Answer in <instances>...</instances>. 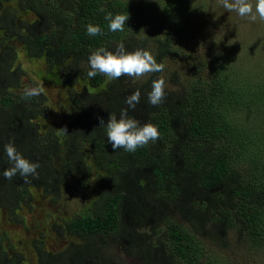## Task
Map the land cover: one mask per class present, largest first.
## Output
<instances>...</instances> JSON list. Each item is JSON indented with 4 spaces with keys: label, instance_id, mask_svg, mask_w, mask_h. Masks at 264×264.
I'll list each match as a JSON object with an SVG mask.
<instances>
[{
    "label": "trees",
    "instance_id": "1",
    "mask_svg": "<svg viewBox=\"0 0 264 264\" xmlns=\"http://www.w3.org/2000/svg\"><path fill=\"white\" fill-rule=\"evenodd\" d=\"M108 12L129 14L123 32L109 30ZM197 15L186 0H0V264H117L126 256L220 264L231 233L237 244L264 248V71L216 56L213 66L191 68L184 84L174 73L176 88H165L159 106L148 100ZM89 24L104 34L88 35ZM121 42L128 52L149 50L164 70L89 78L90 54L115 52ZM25 61L40 66L35 77ZM37 79L43 93L25 99ZM137 90L131 109L125 101ZM122 109L156 125L160 138L135 152L114 150L100 118L107 123ZM9 142L40 164L38 177H3L12 166ZM38 191L54 204L72 191L96 193L82 213L54 220L58 235L71 240L61 251L48 249L45 238L32 240L31 252L17 250L3 231L27 227L24 213H32Z\"/></svg>",
    "mask_w": 264,
    "mask_h": 264
},
{
    "label": "rangeland",
    "instance_id": "2",
    "mask_svg": "<svg viewBox=\"0 0 264 264\" xmlns=\"http://www.w3.org/2000/svg\"><path fill=\"white\" fill-rule=\"evenodd\" d=\"M138 1V0H137ZM189 6L195 7L197 17L187 36L178 38L175 49L178 53L166 63L164 80L166 87L176 88L171 77L174 73L180 76V82L186 83L191 78V68L196 69L200 63L213 66L214 57L221 56L233 62L242 70L247 68L261 73L264 71V21L257 19L250 22L241 18L236 12H229L222 6H217L216 0H186ZM255 3V0H253ZM147 32V27H144ZM212 61V62H211ZM24 67L35 77L34 70L40 69L39 65L25 61ZM209 71V67L206 68ZM37 83L41 82L37 79ZM44 85L47 83L43 81ZM54 121L59 119L54 117ZM96 194L94 191L83 193L76 192L65 195L60 203L54 204L41 193L34 192L36 200L33 202L32 213L27 216V227L22 225L6 224L4 233H8L11 243L17 250L31 252V241L45 238L47 247L55 252L61 251L70 245L71 240L64 238L53 229V223L62 222L80 214L90 207ZM36 227V228H35ZM235 235L231 233V248H221L220 264H264V248L256 249L249 242L237 244ZM208 243V242H206ZM212 249L218 250L209 244ZM113 249L108 251V256L115 258ZM123 257L124 251L122 248ZM117 254L119 252L117 251ZM117 264H143L138 257L126 256L117 259Z\"/></svg>",
    "mask_w": 264,
    "mask_h": 264
},
{
    "label": "clouds",
    "instance_id": "3",
    "mask_svg": "<svg viewBox=\"0 0 264 264\" xmlns=\"http://www.w3.org/2000/svg\"><path fill=\"white\" fill-rule=\"evenodd\" d=\"M217 6H222L229 12H236L241 18L250 22H256L257 19L264 21V0H216ZM103 11V9H102ZM129 19V14H116L111 12L105 15V20L109 21L108 28L112 32H123L124 26ZM87 34L90 36L103 35L99 25L89 24ZM89 65L91 70L88 72L89 78L95 77L98 73L103 74L109 79L115 80L122 76H129L140 79L150 73L162 72L165 68L163 63H158L155 56L146 49H137L133 52L125 50L123 42L118 44L116 51H110L105 48H99L90 54ZM166 82L163 78H157L152 81V90L148 93L149 103L153 106H159L163 103L166 92ZM44 91L40 85L24 89V98L39 97ZM141 92L135 91L126 98L125 103L131 109H135L140 102ZM100 126L106 128L107 141L114 150L123 148L128 152H135L138 148L144 147L149 142L157 141L160 138V132L156 125L145 123L143 125L137 119L128 115V109H122L119 118L111 113L107 123L100 118ZM66 131V129H62ZM5 151L11 167L3 172V177L11 180L17 174L24 178L28 183V177H38L40 164L32 162L20 153L13 142L5 146Z\"/></svg>",
    "mask_w": 264,
    "mask_h": 264
}]
</instances>
